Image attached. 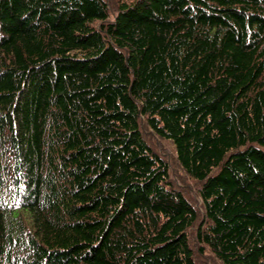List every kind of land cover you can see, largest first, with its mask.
Returning a JSON list of instances; mask_svg holds the SVG:
<instances>
[{
  "label": "trees",
  "instance_id": "16d2710c",
  "mask_svg": "<svg viewBox=\"0 0 264 264\" xmlns=\"http://www.w3.org/2000/svg\"><path fill=\"white\" fill-rule=\"evenodd\" d=\"M205 257L264 264V0H0V264Z\"/></svg>",
  "mask_w": 264,
  "mask_h": 264
},
{
  "label": "rangeland",
  "instance_id": "374dc122",
  "mask_svg": "<svg viewBox=\"0 0 264 264\" xmlns=\"http://www.w3.org/2000/svg\"><path fill=\"white\" fill-rule=\"evenodd\" d=\"M165 150H167L168 152L166 153H170L172 155V151L170 149V147L167 145L165 148ZM184 184L187 188V190H189L192 194H195L196 193V184L189 180L188 178H185L184 177ZM203 261L206 263V264H216V262H214V260H211L209 257H205V258H202Z\"/></svg>",
  "mask_w": 264,
  "mask_h": 264
}]
</instances>
